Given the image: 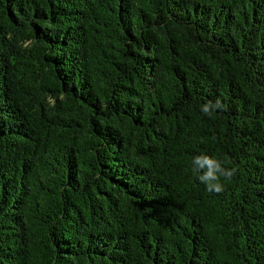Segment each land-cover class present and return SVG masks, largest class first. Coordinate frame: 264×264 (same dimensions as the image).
<instances>
[{"label": "trees", "instance_id": "1", "mask_svg": "<svg viewBox=\"0 0 264 264\" xmlns=\"http://www.w3.org/2000/svg\"><path fill=\"white\" fill-rule=\"evenodd\" d=\"M0 264H264V0H0Z\"/></svg>", "mask_w": 264, "mask_h": 264}, {"label": "clouds", "instance_id": "2", "mask_svg": "<svg viewBox=\"0 0 264 264\" xmlns=\"http://www.w3.org/2000/svg\"><path fill=\"white\" fill-rule=\"evenodd\" d=\"M225 105L217 99L215 103L209 102L201 106V111L206 115H211L216 110H223ZM192 171L197 176L199 181L206 186L209 193H222L224 184L221 178L230 181L235 173V169L225 168L221 161L206 155L201 154L193 157Z\"/></svg>", "mask_w": 264, "mask_h": 264}]
</instances>
